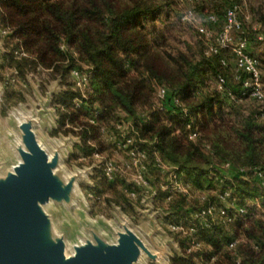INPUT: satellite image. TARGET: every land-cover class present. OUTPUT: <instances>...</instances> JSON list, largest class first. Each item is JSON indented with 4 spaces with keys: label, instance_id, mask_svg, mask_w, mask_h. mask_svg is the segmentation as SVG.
Instances as JSON below:
<instances>
[{
    "label": "trees",
    "instance_id": "trees-1",
    "mask_svg": "<svg viewBox=\"0 0 264 264\" xmlns=\"http://www.w3.org/2000/svg\"><path fill=\"white\" fill-rule=\"evenodd\" d=\"M234 3L238 0H201L196 5L197 15L206 10L215 16L220 34L226 24V10ZM250 3L247 0L239 13L243 27L234 36L236 40L247 39V52L258 62L262 85L264 54L257 56L258 52L252 54L249 49L253 46L258 51L264 42L259 39L264 38V0ZM172 4L165 0H0V19L17 40L13 52L20 49L25 54L20 59L7 56L8 62L23 76L28 68L47 69L62 84L73 70H81L75 67L78 61L88 65L92 74L90 103L101 106L104 118L113 119L119 112L126 114L134 127L131 130L136 144H145L139 147L147 152V169H156L149 160L157 154L167 168L187 176L194 187H220L219 195L197 208L187 207L182 193L166 201L169 224L196 228L191 236L173 233L181 236L188 247L192 239L202 246L206 242L209 251L206 255L199 247L198 251L188 253L189 257L176 255L170 264H195L193 257L202 258L204 254L206 259L200 264H219L225 257L226 264H264V219H255L247 226L249 244L245 245H238L235 235L227 229L238 221L243 223L247 215L230 209L231 221L210 226L203 225L201 219H193V214L208 206H228L220 199L226 191L231 194L229 201L237 202L238 197L241 204L256 196L264 210V189L252 187L253 183L262 184L255 172L264 177V106L259 104L264 98L252 96L254 87L245 88V82L251 81L249 75L236 78V59L230 49L208 53L215 42L204 41L207 36L199 29L196 30L202 38L196 37L198 49L188 43L185 50L171 44L172 37L182 36L193 25L182 22L181 14L177 15L178 24L173 22ZM249 12L257 28L246 23L243 15ZM209 15L204 17L203 25L211 29L214 26L206 20ZM229 53L234 57L232 79L224 55ZM210 76L217 77L218 84L220 77L225 78L221 91L205 90ZM159 88L167 90L165 100L159 99ZM79 96L82 94L74 88H63L54 96L53 104L65 106L69 114L72 106L81 111L86 107H76ZM247 101L250 106L243 108L241 103ZM141 109L146 113L140 114ZM67 117L61 115V127ZM193 133L197 134L195 138H191ZM227 163L232 168L225 175ZM240 169L246 173H239ZM223 247L227 248L221 250Z\"/></svg>",
    "mask_w": 264,
    "mask_h": 264
},
{
    "label": "rangeland",
    "instance_id": "rangeland-1",
    "mask_svg": "<svg viewBox=\"0 0 264 264\" xmlns=\"http://www.w3.org/2000/svg\"><path fill=\"white\" fill-rule=\"evenodd\" d=\"M165 1L173 2L171 8L173 22L178 24L177 17L184 13L187 5H183L179 0ZM254 1L251 0V3ZM206 15L209 13L202 10L196 19L190 22L193 25L187 27L182 36L171 38V44L185 50L188 43L194 49H198L196 39H201L202 36L196 29L201 26L209 32V36L203 37L204 41L215 42L219 31L215 26L208 29L203 25ZM243 16L248 17L246 23L253 26L257 24L252 22L251 12ZM16 42L17 40L11 37L10 29L5 27L0 19V181L4 180L21 160L18 151L23 147L20 121L24 118L34 120L37 140L56 163V177L66 190L64 199L51 200L42 206L43 211L50 217V224L45 231L46 244L52 245L63 239L67 255L72 256L77 246L112 245L117 243L121 233L131 231L141 237L152 255L159 253L157 256H160L154 260L146 253H142L137 264H170V260L176 255L189 257L191 252H188L187 242L168 229L170 215L167 214L169 211L166 207V195L160 189L168 177L162 173V168L158 165L169 166L156 154L154 159L151 158L154 162L149 160V164L154 163L156 169H147L146 178L149 179V186L147 188L139 186L136 182L137 170L133 165V159L123 148L125 139L135 136L130 128L131 120L126 118V114L119 112L113 119L104 118L101 106L98 103H90L89 81L82 92L73 76L62 84L59 77L54 79L51 72L42 67L36 70L28 68L25 76L19 74L16 67L7 59V56H15L18 59L25 56L23 50L17 49L13 52ZM249 50L252 54L258 52L255 54L257 56L263 55L264 42L258 51L253 46H250ZM72 54L78 58L74 52ZM224 55L228 61V76L232 79L234 57L230 53ZM75 67L88 73L90 80L92 74L88 65L78 61ZM261 72L264 78L263 63ZM68 87L82 94L76 101L82 102L85 109L82 106L80 111L72 106L69 114L65 112V106L57 107L53 104L54 96ZM205 87L209 93L221 91L215 76L206 79ZM261 87L264 95V80ZM76 101L75 105L78 107ZM87 101L89 105L85 104ZM241 104L243 108L250 106L248 101ZM259 104L264 106V100ZM145 113V109L140 110V114ZM63 114H67L68 117L61 127L60 118ZM137 145L145 146L142 142H138ZM108 164L114 168L110 175L105 172ZM225 172L228 173L225 170V175ZM263 178V176L258 178L261 185L260 182L253 183L252 187L255 186V189L262 191ZM181 179L187 191L181 195L187 198L185 203L189 208L200 207L219 195L218 185L212 187L206 185L200 190L194 187L187 176L183 175ZM132 192L135 196L131 195ZM236 199L235 204L244 205L239 207H246L248 214L243 223L238 221L231 229H227V232L231 231L230 233L235 235L238 245H245L249 244L245 229L255 219H264V210L256 196L249 198L245 204H241L238 197ZM226 204H231L232 209V200ZM151 218L155 221L157 229L151 223ZM206 248V242L203 246L200 244L199 249L209 255ZM223 248L221 250L227 247ZM205 254L202 258L194 256V263L200 264L201 260H205ZM221 262L226 264L227 258H223ZM221 262L219 264H222Z\"/></svg>",
    "mask_w": 264,
    "mask_h": 264
},
{
    "label": "water",
    "instance_id": "water-1",
    "mask_svg": "<svg viewBox=\"0 0 264 264\" xmlns=\"http://www.w3.org/2000/svg\"><path fill=\"white\" fill-rule=\"evenodd\" d=\"M19 128L23 138V147L18 150L21 160L0 181V264H137L142 253L154 260L160 258L131 231L121 233L112 245L77 246L72 256L67 255L63 239L47 245L45 231L50 217L42 206L64 199L66 190L56 177V163L37 140L34 120L24 118ZM151 223L157 229L152 218ZM38 242L39 252L34 249Z\"/></svg>",
    "mask_w": 264,
    "mask_h": 264
},
{
    "label": "built area",
    "instance_id": "built-area-1",
    "mask_svg": "<svg viewBox=\"0 0 264 264\" xmlns=\"http://www.w3.org/2000/svg\"><path fill=\"white\" fill-rule=\"evenodd\" d=\"M187 5L186 10L182 14L181 21L182 22H191L194 21L197 17V4L201 0H181ZM247 0H238V3H234L226 10V24L222 30V32L217 36L215 44L211 45L209 48L208 53H217L219 49H230L232 53L235 55V66H236V78L238 79L241 75H249L251 77V81L245 82V88H253L252 96L258 99H263L264 95L262 92L261 82H260V71L258 69V62L257 60L252 57L247 52L248 41L246 38H242L236 40L234 36V32L241 30L243 27V23L239 18V13L243 11L246 7ZM211 25L216 26L218 25V19L213 16L209 15L206 19ZM248 20V17L246 18ZM200 33L209 36V32L206 30L205 27L198 28ZM260 40L263 39L262 36L259 37ZM72 76L76 79L78 88L83 92L88 84L89 81V74L84 73L81 70H73ZM226 84V80L223 77L219 79V88L223 89L224 85ZM228 95H231L228 92ZM158 97L161 100H165L167 97V90L165 88L158 89ZM178 104V100H176ZM77 106H81L82 102L76 101ZM134 127H131L133 129ZM197 136L196 133H193L191 138H195ZM123 148L128 151V155L133 159V165L137 170L136 174V182L139 186L147 188L149 186V179L146 178L147 174V152L145 149L140 148L136 144V140L133 136L127 137L125 142L123 143ZM158 167L162 168V173L167 175L168 179L166 183H163L160 187L161 192L166 194V201L170 200L171 197L177 193H185L186 188L182 183V174L178 172V170L169 169L166 166L158 165ZM232 168L230 163H227L224 166V169L230 171ZM114 168L111 164H108L105 172L107 175H110L113 172ZM239 173L245 174L246 170L240 169ZM258 177H261L262 174L255 172ZM132 196H135V193H131ZM220 199L222 202H229L231 199V194L229 191L224 192L220 195ZM231 204L226 207H216L214 205L208 206L198 213L193 214V219H201L203 225L210 226L211 224H219L221 222L231 221L233 218L229 215V210ZM232 209H234L238 215H247L248 212L244 207H239L235 204V201L232 200ZM168 229L171 232L181 233L185 236H191L196 232L195 226L186 227L182 223H170L168 225ZM190 246L188 252H193L200 247V243H198L195 239L190 241ZM231 247L234 244L230 245ZM203 264H210L209 262H204Z\"/></svg>",
    "mask_w": 264,
    "mask_h": 264
},
{
    "label": "bare ground",
    "instance_id": "bare-ground-1",
    "mask_svg": "<svg viewBox=\"0 0 264 264\" xmlns=\"http://www.w3.org/2000/svg\"><path fill=\"white\" fill-rule=\"evenodd\" d=\"M34 249L39 252L41 250V246H40V242H38L35 246H34ZM68 259V257L65 255V260ZM65 260H64V263H65Z\"/></svg>",
    "mask_w": 264,
    "mask_h": 264
}]
</instances>
